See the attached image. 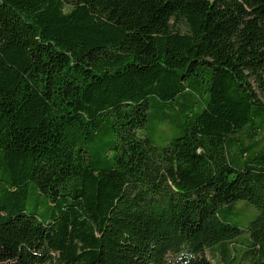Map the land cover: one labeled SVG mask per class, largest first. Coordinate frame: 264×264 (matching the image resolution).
<instances>
[{
    "label": "trees",
    "instance_id": "16d2710c",
    "mask_svg": "<svg viewBox=\"0 0 264 264\" xmlns=\"http://www.w3.org/2000/svg\"><path fill=\"white\" fill-rule=\"evenodd\" d=\"M0 174V264H264V0H0Z\"/></svg>",
    "mask_w": 264,
    "mask_h": 264
},
{
    "label": "rangeland",
    "instance_id": "374dc122",
    "mask_svg": "<svg viewBox=\"0 0 264 264\" xmlns=\"http://www.w3.org/2000/svg\"><path fill=\"white\" fill-rule=\"evenodd\" d=\"M3 178H4V175L0 174V180H2ZM41 207H42V200H41V202H39L37 204V206H34L33 202H31L29 199V201L25 205V210H26V213H32V212L37 213L41 210ZM238 209H242V206H238ZM253 215H254V211L251 215H249L247 217L237 215V216L233 217V220H239L240 222H242L246 226L252 220ZM216 258H217V256L211 257V263L212 264H216ZM239 264H246V262L241 261Z\"/></svg>",
    "mask_w": 264,
    "mask_h": 264
}]
</instances>
